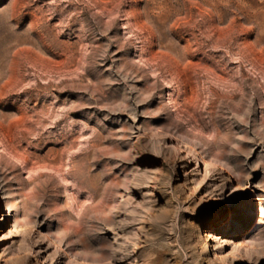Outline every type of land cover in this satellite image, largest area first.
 <instances>
[{
    "label": "rangeland",
    "instance_id": "374dc122",
    "mask_svg": "<svg viewBox=\"0 0 264 264\" xmlns=\"http://www.w3.org/2000/svg\"><path fill=\"white\" fill-rule=\"evenodd\" d=\"M0 264H264V0H0Z\"/></svg>",
    "mask_w": 264,
    "mask_h": 264
}]
</instances>
